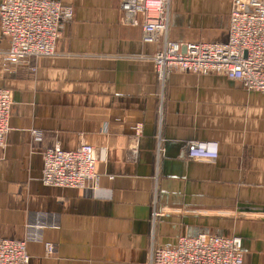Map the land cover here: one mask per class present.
Wrapping results in <instances>:
<instances>
[{
    "label": "crops",
    "instance_id": "crops-1",
    "mask_svg": "<svg viewBox=\"0 0 264 264\" xmlns=\"http://www.w3.org/2000/svg\"><path fill=\"white\" fill-rule=\"evenodd\" d=\"M56 1L74 11L56 55L4 68L11 40L0 29V88L13 96L0 235L23 239L36 213L52 214L60 227L29 244L30 264H144L153 247L204 233L241 237L246 263L264 264V93L216 74L162 81L158 45L123 23L120 0ZM231 8L171 0L168 37L226 42ZM193 141L218 143V159H189ZM83 144L100 150L88 188L45 186L44 152Z\"/></svg>",
    "mask_w": 264,
    "mask_h": 264
},
{
    "label": "built area",
    "instance_id": "built-area-1",
    "mask_svg": "<svg viewBox=\"0 0 264 264\" xmlns=\"http://www.w3.org/2000/svg\"><path fill=\"white\" fill-rule=\"evenodd\" d=\"M124 24L139 27L142 42L157 44L153 57L159 78L165 81L174 72L216 74L239 82L250 92L264 93V0H232L229 35L226 42H176L168 37L171 0H120ZM72 8L54 0H3L0 5V29L11 40L3 55L5 66L30 59L56 55L63 29L72 22ZM12 92L0 88V147L11 127ZM34 141L43 135L34 130ZM188 158L213 162L218 159L216 142H190ZM100 150L83 144L73 150L59 145L44 152L42 182L47 187L85 190L94 180ZM152 216L159 214L155 205ZM60 227L59 216L36 213L23 239L0 235V264H30L28 246L43 240L47 229ZM46 252L55 246L46 243ZM144 264H247L243 239L239 236L204 233L182 236L175 246L153 247Z\"/></svg>",
    "mask_w": 264,
    "mask_h": 264
},
{
    "label": "rangeland",
    "instance_id": "rangeland-1",
    "mask_svg": "<svg viewBox=\"0 0 264 264\" xmlns=\"http://www.w3.org/2000/svg\"><path fill=\"white\" fill-rule=\"evenodd\" d=\"M54 1H56V0H54ZM59 2V1H58ZM61 3V2H60ZM3 66H4V68H9L10 66H5L4 65V62H3Z\"/></svg>",
    "mask_w": 264,
    "mask_h": 264
}]
</instances>
